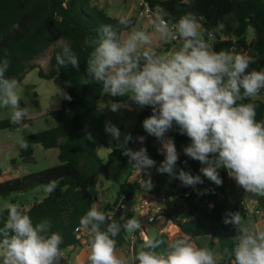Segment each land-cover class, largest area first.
I'll list each match as a JSON object with an SVG mask.
<instances>
[{
	"label": "clouds",
	"instance_id": "9594fccd",
	"mask_svg": "<svg viewBox=\"0 0 264 264\" xmlns=\"http://www.w3.org/2000/svg\"><path fill=\"white\" fill-rule=\"evenodd\" d=\"M131 22L129 15H122L117 26L100 25L97 37L84 42L93 49L86 60L88 77L99 82L109 97L126 98V102L109 99L105 106L112 112L131 110L132 104L139 109L151 108L142 126L160 143L158 151L164 159L156 168L158 173H166L186 187L203 183L200 175L177 170L179 153L168 135L175 126L190 139L183 153L200 162L204 177L220 186L223 181L219 170L224 169L245 192L264 196V120L256 119L257 104L244 102L255 100L264 90V69L248 71L253 63L249 55L216 51L212 37L224 29V24L218 22L213 29H203L192 11L175 19L167 9L157 6L150 20L152 32L134 29L125 34L120 30ZM171 40H179V47L156 50L154 41ZM57 43L56 71L71 67L79 72V56L62 38ZM8 56L5 49L0 58V108L8 110L12 125L23 127L28 108L21 102L26 105L28 98L19 91V81L6 75ZM65 84L70 87L72 82ZM58 93L65 100L72 99L61 89ZM105 132L138 176L156 166L146 148L128 147L134 139L142 144L143 136L122 133L111 121L105 122ZM19 146L27 150L29 143L21 139ZM141 181L145 190L153 187L150 174ZM54 187L50 185L49 191ZM7 213L0 227V264H61L63 237L52 231L50 219L34 223L15 204L9 205ZM121 219L125 220L123 224L112 220L101 202H93L80 218V225L89 233L88 264H218L215 251L182 236L148 238L139 251L118 255L116 237L121 231H142L137 218L121 215ZM223 222L232 225L237 234L232 237L231 248L225 247L219 259L226 264H264V227H250L239 211L226 212Z\"/></svg>",
	"mask_w": 264,
	"mask_h": 264
},
{
	"label": "trees",
	"instance_id": "16d2710c",
	"mask_svg": "<svg viewBox=\"0 0 264 264\" xmlns=\"http://www.w3.org/2000/svg\"><path fill=\"white\" fill-rule=\"evenodd\" d=\"M92 1L0 0V58H3L4 50L7 49L10 59L6 75L21 83L29 72L37 70L40 79L53 81L56 86L67 89L72 97L70 101L64 100L59 109L47 114L55 120L54 127L23 138L28 141L29 147L27 150H21V158L32 156V146L40 145L45 150L58 148L60 164L0 184V197L25 193L37 187L49 188L54 184V189L43 201L34 203L24 211L31 216L34 223L44 218L51 220L52 231L59 232L63 237V252L70 247L82 245L76 229H84L80 225V218L97 200L100 177L107 175L109 165L115 162L125 163L128 160L118 148L113 149L104 160L99 157L94 143L96 140L103 147L109 148L104 130L106 117L97 107L104 92L99 82L88 77L86 60L93 49L86 47L84 42L97 37L100 25L117 26L118 19L93 6ZM144 1L153 9L157 6L167 9L175 19L192 11L200 19L203 29H213L218 22L223 23L224 29L212 37L214 49L251 56L253 63L248 71L264 69V0H188V3L183 0ZM131 21L128 28L120 29L125 34L131 31L137 22L134 18ZM250 28L254 32L252 42L247 40V31ZM61 38L79 56V72L71 67L56 71L55 55L60 51L57 41ZM52 46L55 48L51 52L48 69L44 71L34 62ZM66 81L72 82L70 87L65 84ZM114 100L118 101L117 97ZM244 102L257 104L256 119L264 120V100ZM150 115L151 108H143L138 115L135 129L130 133L134 138L143 136L144 142L141 144L134 139L129 142L128 147H136L137 150L144 147L149 157L156 161V166L149 169L153 184L150 192L159 199H166L163 217L179 220L181 235L191 241L209 237L218 243L220 253L225 247L231 248L232 237L237 233L232 225L223 222L224 215L229 211H239L242 217L244 215L239 202L232 205L229 199L228 187L231 178L224 169L219 170L223 181L220 186L204 177L200 173V162L183 153V148L191 143L190 139L180 134L175 126L168 135L174 139L179 153L177 170L182 168L192 175L201 176L203 183L195 187L202 196L193 191V187H186L179 180L170 182L171 177L168 174L158 173L156 168L164 159L158 151L160 143L154 136L148 135L142 126L143 120ZM24 123L25 121L23 125ZM19 128L12 125L10 119L0 121V131ZM144 190L138 183H125L113 207L117 205L121 195H126L127 203L136 193ZM169 196H173L175 201H168ZM257 200L264 209V196H259ZM12 204L16 205V202L13 201ZM113 207L110 210H113ZM7 215V209L0 211V227L3 226ZM121 215H124L123 212H116L111 219L123 224L125 220L121 219ZM124 216L133 217L131 213ZM137 232L134 233L136 236ZM156 238L169 239L165 234ZM116 240L117 249L129 244L125 231H121ZM86 241H89V233ZM138 243L142 244L140 240ZM161 250L162 248L157 249ZM85 264H88V261ZM218 264L226 262L221 260Z\"/></svg>",
	"mask_w": 264,
	"mask_h": 264
},
{
	"label": "rangeland",
	"instance_id": "374dc122",
	"mask_svg": "<svg viewBox=\"0 0 264 264\" xmlns=\"http://www.w3.org/2000/svg\"><path fill=\"white\" fill-rule=\"evenodd\" d=\"M142 2V0H112L113 7L116 8L118 11V17L117 19L122 15H129L135 16L137 13L138 5ZM142 21V20H140ZM138 22L136 29H142L141 22ZM144 22V21H142ZM146 28L143 30H146L148 32H152V26L150 24V21H146ZM254 38V32L250 28L247 31V40L248 42H252ZM154 45L156 47L157 51L164 52L168 51L172 48L179 47L180 42L176 40H171L169 42H160V41H154ZM55 48V46L50 48V51L46 52L44 55H42L40 58L35 60V64L39 65L44 71H47L49 60H50V54L52 50ZM55 87L58 90L61 89L62 91H65L68 93L67 89L61 88L58 86H55V84L51 81L40 79L38 76V72L32 71L29 72L24 81L20 84L19 91H22L23 94L28 98V102L25 105L24 102H21V106H27L28 108V115L25 118V123L23 127H20L18 131H11V130H5L0 132V169H5L7 167H12L11 160L13 158H17L18 164L20 166H25L24 159H21L17 156V152H19V142L21 139H23L26 136L50 129L56 125L55 120L46 115L51 110H57L60 108L61 102L63 100L62 97H59L55 93L51 91V87ZM58 96V97H57ZM115 97H109L107 94L103 93L101 99L97 103L98 109L105 115V122L111 121L113 124H115L122 133H131L136 125H137V118L140 112L143 109H139L136 107V105H131V110L128 109H121L117 112L110 111L105 105L109 101V99L114 100ZM118 101H125L126 98H120L117 97ZM264 100V91H261V93L255 98ZM10 119L8 115V110L4 108H0V121ZM105 130V125H104ZM89 131V130H88ZM106 134L107 142L109 145V149L112 151L113 149H117L115 147V141L111 140V137L109 134ZM13 142L14 148L12 150L4 149L5 144ZM97 153L99 157L102 159L105 158L104 154L106 152L105 147H103L98 141H94ZM134 150H137L136 147L133 148ZM16 156V157H14ZM34 159L37 160L35 164L32 165H26L29 167L33 172H39L48 168H52L55 166H58L60 164L59 159L57 158L56 152H47L45 149H43L41 146L39 148L34 149ZM107 158V157H106ZM105 158V159H106ZM131 167L129 165L128 160L125 163H119L115 162L111 165H109V170L107 175H103L99 179V185H98V197L95 202H101L104 205V211L108 210L110 207L113 206L114 202L120 195V191L122 188V185L125 183L130 182V174H131ZM177 179L170 178V182H174ZM232 179L230 180V182ZM140 202L139 194H136V196L129 202L126 203V209L125 212H131L133 217L140 220L141 225H146V220H144L140 214H137L135 212V208ZM232 205L238 203V200L231 201ZM128 212V213H129ZM154 214L153 212H150L149 215ZM158 217V216H157ZM157 223V222H156ZM157 224H147V235L149 238H156L158 235L155 227ZM134 233H127V239L131 238ZM186 238V237H185ZM139 240L136 239L135 243ZM144 244V243H143ZM142 247V246H141ZM139 247V248H141Z\"/></svg>",
	"mask_w": 264,
	"mask_h": 264
},
{
	"label": "crops",
	"instance_id": "0c3cea01",
	"mask_svg": "<svg viewBox=\"0 0 264 264\" xmlns=\"http://www.w3.org/2000/svg\"><path fill=\"white\" fill-rule=\"evenodd\" d=\"M92 5L99 8L100 10L105 11L112 18L118 17L117 15L119 13L116 10V8L113 7L112 0H93ZM139 5L137 8L136 15L131 16V19L134 18L137 21L132 30L137 28L138 22L140 20L144 21V22L140 21L141 22L140 28H142V29L146 28V24H145L146 20H143V19L139 18V16H138ZM51 82H53V81H51ZM51 91L53 93H55L56 95H58L59 97H61L58 93L59 90L57 88L52 86ZM64 100L65 99H63L62 102ZM60 107H61V105H60ZM51 111H54V110H51ZM45 114L47 115V113H45ZM18 130L19 129L15 130V131H18ZM3 131H5V130H3ZM39 147H40V145L32 146V156L21 158L22 148H20V146H19V152H17V156L21 159H24L23 162H24L25 166H20L18 164L17 158H13L11 160V163H12L11 168L7 167L5 169H0V184L4 183L6 181L12 180V179L20 178V177H23L25 175L35 173L26 165H32V164H35L37 162V160L33 158L34 157V149L35 148L37 149ZM13 148H14L13 142H9V143L5 144V146H4V149H8V150H12ZM46 151L47 152H56L57 158L59 159V157H58L59 156V149L58 148H53V149H49ZM110 152H111V150L109 148H107L106 152L104 154V157L106 158ZM14 157H16V156H14ZM105 158H103V159L105 160ZM228 191H229L230 201L238 200V202H239L242 199H246V198L257 199L259 197L258 195H254L252 193L245 192L242 188L237 186V184L235 183V181L233 179L229 183ZM49 193H50V191H49L48 187H37V188L31 189L25 193H14L10 197H6V198L0 197V211H4V210L8 209L9 205H12L13 201H15L16 205L19 206L20 208H22L23 210H28L29 208H31V206L34 203H39V202L43 201L49 195ZM135 196H136V194L134 195V197ZM112 207H110L108 210H106L105 213L109 212L110 209H112ZM128 212H124V215H126ZM129 213H131V212H129ZM141 217L143 218V216H141ZM243 219L250 227H255V226L264 227V218H258V217H254L253 215H245L244 214ZM179 223H180L179 220L169 221L167 219L158 217V218H156L155 222L151 223V224H157L155 229H156L158 235L165 234L169 238H171L173 236L185 237V236L181 235V233H180V230L178 228ZM147 224L148 223H146V225ZM146 225L145 226L142 225V231H138L137 236L135 234H133V236L131 238H128L129 244H127L126 246H124L120 249H117L118 255L128 256V255H131L134 250L135 251L140 250L139 247L143 246V243H144L142 241V235L145 234L147 236V239L149 238L147 235L148 226H146ZM83 236H88L87 230L83 231ZM138 238L142 242V244H139L138 241H137V243H135L136 239H138ZM192 242L197 244L200 247L207 246L210 249H212L213 251H215L217 253V257H218V263L221 262L222 259H219L221 253H220L219 245L217 242L212 241V239L209 237H201V238L192 240ZM135 246H136V248H135ZM88 254H89V246L87 244H82L79 246L70 247L65 251L64 258L61 259V264H85L87 262Z\"/></svg>",
	"mask_w": 264,
	"mask_h": 264
},
{
	"label": "built area",
	"instance_id": "2783aa9c",
	"mask_svg": "<svg viewBox=\"0 0 264 264\" xmlns=\"http://www.w3.org/2000/svg\"><path fill=\"white\" fill-rule=\"evenodd\" d=\"M155 10L156 9L151 8L149 4L143 0L139 5L138 16L143 20L150 21L153 18V14ZM149 174H150V170H147L146 172H142L141 175L138 176L136 173L133 172V170H131L130 182L128 183L131 185L138 183L141 187H143L141 179L144 180L148 179ZM152 188L150 190H144L143 192L136 193L139 194L140 196V202L136 206L135 212L143 216V218L149 224L154 223L156 218L158 217L164 218L163 214L167 204L166 199H159L156 195L150 192ZM193 191H197V193H199V195L202 196V193L199 192L196 187L193 188ZM125 200H126V195L124 194L121 195L117 205L113 207V210L107 212V214L110 217H112L116 212H123L124 214L126 209ZM168 201L172 202L175 201V199L173 198V196H169ZM239 205L242 209L243 214L253 215L254 217H258V218H264V209L261 208L257 199L255 198L242 199L239 201ZM150 212H153L154 214L149 215ZM169 221H173V220H169ZM83 231L85 230L80 228L76 229V233L78 234V238L82 241V244L88 245V242L86 241L87 236H83ZM146 239L147 236L143 234L142 241L145 242Z\"/></svg>",
	"mask_w": 264,
	"mask_h": 264
}]
</instances>
